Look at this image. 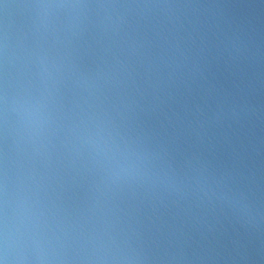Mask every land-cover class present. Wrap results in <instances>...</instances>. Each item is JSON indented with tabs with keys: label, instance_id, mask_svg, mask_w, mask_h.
Masks as SVG:
<instances>
[{
	"label": "clouds",
	"instance_id": "obj_1",
	"mask_svg": "<svg viewBox=\"0 0 264 264\" xmlns=\"http://www.w3.org/2000/svg\"><path fill=\"white\" fill-rule=\"evenodd\" d=\"M0 264H264V0H0Z\"/></svg>",
	"mask_w": 264,
	"mask_h": 264
}]
</instances>
